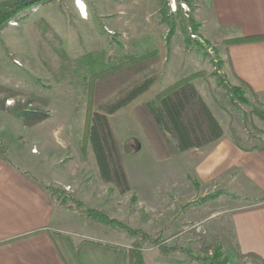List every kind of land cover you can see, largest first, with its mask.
<instances>
[{"label": "rangeland", "instance_id": "obj_1", "mask_svg": "<svg viewBox=\"0 0 264 264\" xmlns=\"http://www.w3.org/2000/svg\"><path fill=\"white\" fill-rule=\"evenodd\" d=\"M18 1L0 0V10ZM83 1L87 17L77 0H42L0 25V153L46 181L58 205L76 214L70 221L78 224L76 230L86 225L83 231L116 237L130 253L139 252L144 264H204L217 247L225 264H264L257 253L239 255L223 200L242 193L252 201L255 189L248 184L240 189L229 171L234 167L224 171L235 157L224 160L223 148L264 146V101L233 75L220 45L196 32L190 0ZM151 48L159 52L154 82L108 113L127 177L122 188L101 173L86 137L96 107L89 103L87 82L97 58ZM196 71L192 81L223 134L180 149L167 132L172 153L158 156L154 146L162 143L146 135L133 108ZM233 86L241 87L246 100Z\"/></svg>", "mask_w": 264, "mask_h": 264}, {"label": "crops", "instance_id": "obj_2", "mask_svg": "<svg viewBox=\"0 0 264 264\" xmlns=\"http://www.w3.org/2000/svg\"><path fill=\"white\" fill-rule=\"evenodd\" d=\"M189 3L191 17L198 23L196 32L207 43L220 45L233 75L264 101V38L223 42L237 35L264 34V0ZM231 153L235 158L224 165V171L234 167L229 171L237 175L240 189L243 184L255 189L252 201L235 188L230 191L238 197L228 194L223 199L231 212L236 243L240 252L253 251L264 261V146H225L223 159ZM11 159L0 153V264H129L127 244L83 231L90 226L76 230L78 224L70 222L76 215L70 216L71 208L58 205L43 178ZM239 199L248 201L236 202Z\"/></svg>", "mask_w": 264, "mask_h": 264}, {"label": "trees", "instance_id": "obj_3", "mask_svg": "<svg viewBox=\"0 0 264 264\" xmlns=\"http://www.w3.org/2000/svg\"><path fill=\"white\" fill-rule=\"evenodd\" d=\"M38 1L42 0H19L10 10H0V25L20 10ZM262 38L264 34L237 35L227 37L223 42L229 44ZM158 60L157 48L120 54L106 61L98 62L97 58L93 64L96 71L93 72L91 68V78L87 82L89 103L96 107L89 113L86 137L94 148L101 173L105 178H115L122 188L127 186L125 184L127 177L118 156L119 151L108 113L134 100L154 82L155 64ZM197 74L199 71L180 77L133 108V113L141 122L146 135L162 143L161 146H154L156 143H152L158 156L163 157L172 153L166 137L167 132L174 136L180 149L204 145L223 134L222 124L192 81ZM103 82H108L109 85L104 86ZM94 86L100 92V96H97ZM231 89L238 93L240 98L246 100V96L241 93V87L233 86ZM103 93L107 94L103 95ZM253 109L257 110L258 107L255 106ZM114 220L117 222L116 219ZM221 254L220 248L217 247L212 256L205 255L204 264H225L226 257L219 259ZM243 254L256 253H239V255ZM129 264H144L141 254L136 250L131 251Z\"/></svg>", "mask_w": 264, "mask_h": 264}, {"label": "bare ground", "instance_id": "obj_4", "mask_svg": "<svg viewBox=\"0 0 264 264\" xmlns=\"http://www.w3.org/2000/svg\"><path fill=\"white\" fill-rule=\"evenodd\" d=\"M78 1V5L80 8V13L83 17H87L88 16V12H87V8H86V4L83 0H77Z\"/></svg>", "mask_w": 264, "mask_h": 264}, {"label": "built area", "instance_id": "obj_5", "mask_svg": "<svg viewBox=\"0 0 264 264\" xmlns=\"http://www.w3.org/2000/svg\"><path fill=\"white\" fill-rule=\"evenodd\" d=\"M174 3H175V0H174ZM181 4L184 6L186 5V3L184 1L181 2Z\"/></svg>", "mask_w": 264, "mask_h": 264}]
</instances>
